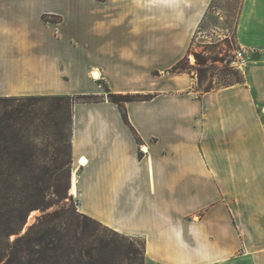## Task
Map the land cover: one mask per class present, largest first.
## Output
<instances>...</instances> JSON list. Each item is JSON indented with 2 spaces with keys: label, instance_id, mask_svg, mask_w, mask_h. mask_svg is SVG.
Instances as JSON below:
<instances>
[{
  "label": "crops",
  "instance_id": "0c3cea01",
  "mask_svg": "<svg viewBox=\"0 0 264 264\" xmlns=\"http://www.w3.org/2000/svg\"><path fill=\"white\" fill-rule=\"evenodd\" d=\"M213 1L0 0V98H99L72 107L68 195L143 239L146 264H264V190H227L264 147V0L242 2L236 40L257 57L243 82L202 92L171 72ZM62 5L92 23L95 65L78 68V90ZM109 94L149 99L125 103L129 126Z\"/></svg>",
  "mask_w": 264,
  "mask_h": 264
},
{
  "label": "rangeland",
  "instance_id": "374dc122",
  "mask_svg": "<svg viewBox=\"0 0 264 264\" xmlns=\"http://www.w3.org/2000/svg\"><path fill=\"white\" fill-rule=\"evenodd\" d=\"M242 2L243 0L213 1L209 17L197 32L186 57L184 63L186 70L180 73L189 75L195 84L196 90L203 92L208 88L211 90L221 89L245 80L246 69L241 70L237 67L238 65L234 64L237 61L238 51L244 52V49L238 45L235 36ZM62 9L67 15L66 23L61 29L64 37L63 43L66 47L63 51V59L73 68V71L69 68L73 82L70 84V88L78 90L84 84L78 68L82 65L88 69V67L95 65V45L92 44V36L87 31L92 26V23L82 16L73 14L68 6L66 8L62 5ZM244 53L247 56V52ZM191 57L194 59L193 63ZM247 57L250 61L257 58ZM87 78L91 80L89 77ZM86 83L90 84V81ZM53 97L73 96H49L46 98ZM97 99L99 98L92 96L90 101ZM71 105V103L68 105L66 102H61V106L58 108L54 101L40 102L34 110L35 116L33 119L20 126L18 125L16 128L19 138H22V141L18 142L17 145H20L19 149H23V144H27L30 157L24 163L18 162V171L13 176V182L19 192V198H28L29 205L32 202L45 205L55 199V190L66 188L69 183L73 163L71 151ZM0 109L2 111L1 115L11 110ZM252 149L254 161L250 162L245 168L246 170L242 172L244 177L228 180L227 190H264V147ZM13 150L15 149L13 148ZM9 161L8 155H4V169L6 168L5 164ZM6 179L4 176H0L1 192L6 190ZM244 197L246 196L244 195ZM250 197L259 199V196L251 195ZM64 203L71 204L77 209L74 199H66L61 204L53 205L46 210L40 207L28 210L25 218L29 215L31 219L25 233L32 225L37 223L40 217L59 209ZM20 236H22L21 231L13 234L10 240ZM126 237L133 240L138 246L142 247V244H144V264H146L145 241L141 238ZM243 251L237 252L234 257H241ZM258 253L252 252V255H257Z\"/></svg>",
  "mask_w": 264,
  "mask_h": 264
},
{
  "label": "trees",
  "instance_id": "16d2710c",
  "mask_svg": "<svg viewBox=\"0 0 264 264\" xmlns=\"http://www.w3.org/2000/svg\"><path fill=\"white\" fill-rule=\"evenodd\" d=\"M185 61L186 58L174 66L171 72H184ZM209 91H211L210 88L205 90V92ZM91 98L90 95L0 98V108L11 109L2 114L3 116L0 109V176L7 178L6 190L0 191V264L145 263L144 244L142 247L136 245L125 235L104 227L100 222L79 213L74 206L66 203L59 209L40 217L24 235L10 240L13 234L21 231L28 210L39 207L46 210L53 205L61 204L66 199H72L68 195L69 183L66 188L55 190V199L45 205H39L37 202L29 205L28 198H19L13 176L18 171V162L24 163L30 157V152L27 150V144H23V149H19L20 145L17 144L22 141V138H19L17 126L33 119L34 110L40 102L54 101L58 108L61 102H66L68 105L71 103L73 107L76 103L91 102ZM108 98L119 105L123 119L129 126L131 125L125 103L149 99V97L137 95L114 94H109ZM70 118L72 125V111ZM4 155H8L10 160L5 164V169L3 168Z\"/></svg>",
  "mask_w": 264,
  "mask_h": 264
},
{
  "label": "built area",
  "instance_id": "2783aa9c",
  "mask_svg": "<svg viewBox=\"0 0 264 264\" xmlns=\"http://www.w3.org/2000/svg\"><path fill=\"white\" fill-rule=\"evenodd\" d=\"M244 52L243 51H238L237 56H236L237 61L234 62V64L235 65H238L237 67L240 68L241 70L246 69L247 66H248V64H249V61H250V59L245 55ZM81 166H83V165H81Z\"/></svg>",
  "mask_w": 264,
  "mask_h": 264
},
{
  "label": "bare ground",
  "instance_id": "6f19581e",
  "mask_svg": "<svg viewBox=\"0 0 264 264\" xmlns=\"http://www.w3.org/2000/svg\"><path fill=\"white\" fill-rule=\"evenodd\" d=\"M193 60H194V59L191 57V61H192V63H193ZM98 76H99V75H98V74H95V72L92 73V78H93L94 80L97 79ZM79 163H80V165L83 164V166L86 165V161H85L84 159L80 160ZM73 192H74V191L71 190V193H73Z\"/></svg>",
  "mask_w": 264,
  "mask_h": 264
},
{
  "label": "water",
  "instance_id": "95a60500",
  "mask_svg": "<svg viewBox=\"0 0 264 264\" xmlns=\"http://www.w3.org/2000/svg\"><path fill=\"white\" fill-rule=\"evenodd\" d=\"M30 219H31V218H30L29 215H28V217L26 218L25 224H24V226H23L22 229H21V233H22V235L25 233L26 229L29 227Z\"/></svg>",
  "mask_w": 264,
  "mask_h": 264
}]
</instances>
